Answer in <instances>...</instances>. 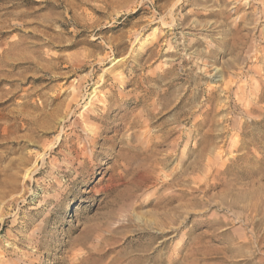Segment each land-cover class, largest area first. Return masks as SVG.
Returning <instances> with one entry per match:
<instances>
[{"label":"rangeland","instance_id":"rangeland-1","mask_svg":"<svg viewBox=\"0 0 264 264\" xmlns=\"http://www.w3.org/2000/svg\"><path fill=\"white\" fill-rule=\"evenodd\" d=\"M0 264H264V0H0Z\"/></svg>","mask_w":264,"mask_h":264}]
</instances>
